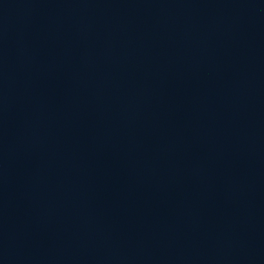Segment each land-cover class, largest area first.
I'll use <instances>...</instances> for the list:
<instances>
[{"label": "water", "instance_id": "95a60500", "mask_svg": "<svg viewBox=\"0 0 264 264\" xmlns=\"http://www.w3.org/2000/svg\"><path fill=\"white\" fill-rule=\"evenodd\" d=\"M0 264H264V0H0Z\"/></svg>", "mask_w": 264, "mask_h": 264}]
</instances>
